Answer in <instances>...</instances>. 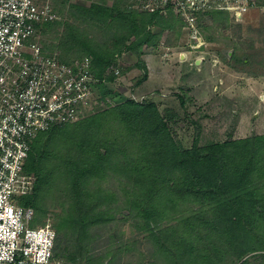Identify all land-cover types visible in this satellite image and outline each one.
I'll list each match as a JSON object with an SVG mask.
<instances>
[{"label":"trees","instance_id":"trees-1","mask_svg":"<svg viewBox=\"0 0 264 264\" xmlns=\"http://www.w3.org/2000/svg\"><path fill=\"white\" fill-rule=\"evenodd\" d=\"M256 4L264 7V0ZM54 9L62 17L37 28L44 51L67 64L90 57L94 76L111 83L138 66L139 86L147 76L144 59L123 65L120 58L129 51L151 55L166 31L171 42L186 30L176 13L149 12L139 0H54ZM230 18L226 11L204 12L198 25L206 35ZM205 38L221 41L211 33ZM241 50L236 45L230 59V51L219 55L247 72L254 55ZM107 94L78 121L31 140L26 167L34 186L25 202L35 210L33 225L50 220L56 230L54 258L264 264V132L204 140L194 120L190 142L177 131L178 109L163 106L156 93ZM178 95L186 108L189 98Z\"/></svg>","mask_w":264,"mask_h":264},{"label":"built area","instance_id":"built-area-1","mask_svg":"<svg viewBox=\"0 0 264 264\" xmlns=\"http://www.w3.org/2000/svg\"><path fill=\"white\" fill-rule=\"evenodd\" d=\"M140 1L149 12L172 11L182 18L191 41L199 43L195 48L207 46L200 13L226 11L241 20L257 7L256 0ZM57 18L54 0H0V264H65L54 258L51 221L31 226L35 210L25 199L34 179L26 160L39 132L94 109L95 86L105 81L92 73L90 57L67 64L44 51L38 25Z\"/></svg>","mask_w":264,"mask_h":264},{"label":"rangeland","instance_id":"rangeland-1","mask_svg":"<svg viewBox=\"0 0 264 264\" xmlns=\"http://www.w3.org/2000/svg\"><path fill=\"white\" fill-rule=\"evenodd\" d=\"M200 31L207 46L195 48L199 43L191 41L186 30L174 34L169 42L170 32L166 31L159 49L151 55L140 56L137 51L124 54L119 60L123 65H134L144 59L146 79L136 86L144 71L135 66L114 83L105 81L96 85L92 100L108 98L107 92L110 96L124 94L135 99L156 93L163 106L178 109L181 127L177 131L190 142L197 133L194 120H200L204 140L263 133L264 7L251 9L241 20L230 18L227 27L213 26L206 35ZM209 33L221 41L207 40L205 36ZM236 45L243 49L241 53L254 55L247 62V72L230 68L219 55L230 51L231 54L227 53L230 59ZM101 89L106 90L103 91L106 96ZM180 92L189 98L186 108L181 106Z\"/></svg>","mask_w":264,"mask_h":264},{"label":"water","instance_id":"water-1","mask_svg":"<svg viewBox=\"0 0 264 264\" xmlns=\"http://www.w3.org/2000/svg\"><path fill=\"white\" fill-rule=\"evenodd\" d=\"M199 62V60H197V63Z\"/></svg>","mask_w":264,"mask_h":264}]
</instances>
